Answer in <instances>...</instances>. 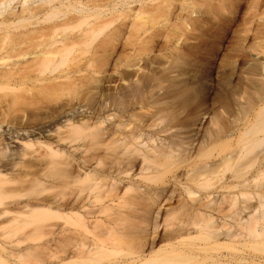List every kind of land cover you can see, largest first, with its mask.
Instances as JSON below:
<instances>
[{
  "label": "bare ground",
  "instance_id": "obj_1",
  "mask_svg": "<svg viewBox=\"0 0 264 264\" xmlns=\"http://www.w3.org/2000/svg\"><path fill=\"white\" fill-rule=\"evenodd\" d=\"M13 1L0 0V264L19 247L47 264H264V13L241 123L204 130L201 152L197 131L157 121L175 122L187 52L225 0Z\"/></svg>",
  "mask_w": 264,
  "mask_h": 264
},
{
  "label": "rangeland",
  "instance_id": "obj_2",
  "mask_svg": "<svg viewBox=\"0 0 264 264\" xmlns=\"http://www.w3.org/2000/svg\"><path fill=\"white\" fill-rule=\"evenodd\" d=\"M43 1L44 0H33L22 4V2L18 3L19 0H15L9 6L13 11L19 12L22 6L35 8L41 5ZM224 3H226L224 10L216 16H204L206 22L202 23L192 48L187 52L188 56L186 59L190 62H187L186 67L184 66L185 71L181 76L183 78L179 81L185 84L189 82L190 84L188 83L187 85H191V87L187 86L188 90L185 89L183 92L180 90L179 94L177 93L178 91H176L175 96H173V93L170 94V96H173L172 99L175 98L177 100L179 98L177 100L178 102L176 100L174 102V104L177 102V107L175 104L177 113H174V115H177L174 119L175 122H172L173 120L168 121L167 118L166 120L164 113L162 117L164 122H161L162 118L159 119L160 122L157 121L158 124L160 123L159 126L161 127L167 124L172 126L171 129H174L175 132H173L174 130L171 132L175 135H185V132L186 135H190V133L197 131V133L200 134L198 140L200 141L203 139V141L201 140L203 147L200 145L199 147H201V149L198 150L201 152L207 148L205 143L206 139L204 137L205 133L214 130V128L217 127V123L218 126L220 123V126L224 125L229 127L230 131L236 129L241 123V111L239 106L246 97L253 94V89H256L253 83L255 72L253 73L251 69L254 70L257 65L256 63L259 61L255 52L251 51L255 44L251 37V33H254L259 27V24L262 23L260 18L264 13V0H225ZM149 4H146L145 0H140V2L132 3L127 7L134 11L142 9L148 10L150 8ZM175 5L178 4L175 3ZM118 11L124 12L127 10L126 8H120ZM219 36L221 37L219 41L220 47L213 49L212 44ZM255 61L257 62L255 63ZM254 63V68H252L251 65ZM185 73L187 74L185 75ZM183 80L186 82H183ZM104 86L105 89L109 87L107 83ZM191 88H194V90H191ZM112 89L113 88H111L109 92L112 91ZM104 92L106 94L108 91L106 90ZM159 93L161 92H158V94ZM180 95L185 96V98L183 97L184 101H181L182 99L180 98H182V96ZM65 96H61L57 102H47V98L38 102L34 106L38 113L36 114L37 116H31V118H33L32 120L38 121L41 119L40 117L46 120L43 114L45 112L48 114V108L53 107V109H55V106L57 108L58 104H64V102L67 101L66 99L71 98V96H68V98ZM177 108L179 109L177 110ZM35 109L33 110L36 113ZM199 121H201V126L197 124ZM210 123H214L213 126L215 124L216 126L213 127ZM209 128H211V130ZM204 130H207V132L204 133ZM263 149L264 145L257 146L253 149V152H258ZM198 151L196 150V152ZM182 172L183 170L181 173ZM168 207L179 208L180 205L178 204L177 206L175 202L169 204ZM177 215L174 217H177ZM20 250L21 247L15 249V253H17L18 256L16 264H47V251L25 253Z\"/></svg>",
  "mask_w": 264,
  "mask_h": 264
}]
</instances>
